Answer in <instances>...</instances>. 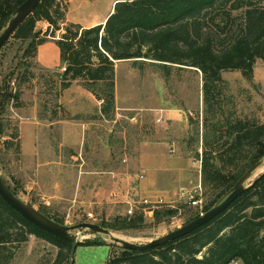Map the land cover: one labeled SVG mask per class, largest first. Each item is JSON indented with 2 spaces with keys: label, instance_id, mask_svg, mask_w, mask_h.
Listing matches in <instances>:
<instances>
[{
  "label": "rangeland",
  "instance_id": "374dc122",
  "mask_svg": "<svg viewBox=\"0 0 264 264\" xmlns=\"http://www.w3.org/2000/svg\"><path fill=\"white\" fill-rule=\"evenodd\" d=\"M62 1L69 12V0ZM113 1L74 0L70 18L80 21L90 11L105 14ZM255 3L264 5L262 0ZM242 22L240 18L238 24ZM42 27L40 22L37 30L42 31ZM52 40L56 38L49 39L51 42L42 52L48 68L40 67L34 60V75L22 88L20 101L12 102L3 116L4 124H12L11 128L7 125L6 135L0 136V175L6 184L23 202L43 209L68 227L92 222L105 228L104 224L118 218H130L131 206L135 214L143 215L145 198L162 197L166 204L159 210L168 209L173 202L179 212L167 221L156 223L154 213L153 217L143 215L141 229L110 231L138 245H146L188 224L198 207L184 202L182 194L193 192L196 197L204 192L201 162L196 158L197 152L203 153L201 74L175 69L167 80L150 65L142 72L133 62L118 63L116 112L110 119L114 122H100L94 115L80 120V116L72 115L74 107H84L87 114H94L99 105L88 99L78 102V83H73L71 92L62 99L64 90L58 77L64 70L59 47ZM22 48L20 42L11 40L0 51V82L15 72L9 83L11 92L18 87L15 68ZM222 76L228 94L235 99L237 115L264 123V61L256 62L251 81L239 71H227ZM58 116L66 119L69 132L55 123ZM14 127L20 134L19 154L18 141L12 137ZM63 131L67 132L65 136ZM261 171L264 170L260 169L259 174ZM149 179L151 185L145 191L142 184H149ZM202 201L200 210L209 203L205 193ZM89 213H93L94 220L89 219ZM79 244L74 264H107L110 255L122 251V246L110 237L89 230L81 233ZM4 252L12 254L10 264H55L59 254L57 247L34 235L26 243L9 245ZM62 264H69V260Z\"/></svg>",
  "mask_w": 264,
  "mask_h": 264
},
{
  "label": "trees",
  "instance_id": "16d2710c",
  "mask_svg": "<svg viewBox=\"0 0 264 264\" xmlns=\"http://www.w3.org/2000/svg\"><path fill=\"white\" fill-rule=\"evenodd\" d=\"M25 1L0 0V35ZM66 5L62 0H42L2 48L11 40L23 45L15 68L17 89L11 92L9 88L15 72L0 82V136L6 135L7 125L11 128V122L4 124L3 116L12 102L20 101L22 88L34 75L31 67L39 47L55 39L66 23ZM240 18L243 22L238 24ZM40 22L49 25L45 33L37 30ZM63 28L56 40L65 69L58 77L61 88L65 91L78 83L102 102L101 113L107 120L116 112L118 63L133 62L142 72L150 65L167 80L175 69L201 74L203 153L197 152L196 158L201 162V197L205 193L209 203L202 211L197 208L188 222L212 209L264 159V123L237 115L235 99L228 94L222 76L239 71L253 80L256 62L264 61V5L255 0H123L105 24L83 28L69 23ZM12 137L18 141L19 154L17 127ZM39 211L63 224L43 209ZM178 212V208H158L154 218L159 224ZM144 222L143 215L134 214L104 227L124 232L141 229ZM30 235L58 248L55 264L69 260L70 241L34 226L0 196V264H10L13 259L4 252L9 245L26 243ZM121 249L110 255L107 264H264V174L220 216L184 238L145 252Z\"/></svg>",
  "mask_w": 264,
  "mask_h": 264
},
{
  "label": "water",
  "instance_id": "95a60500",
  "mask_svg": "<svg viewBox=\"0 0 264 264\" xmlns=\"http://www.w3.org/2000/svg\"><path fill=\"white\" fill-rule=\"evenodd\" d=\"M42 0H26L14 13L13 18L9 22L7 28L0 35V51L5 44L10 40L18 27L33 13ZM263 161L253 166L245 173L234 187L226 194V196L216 204L212 209L203 213L195 220L189 222L182 228L169 233L168 235L149 242L146 245H138L124 241L111 233L109 230L92 222H83L75 226H65L50 219L48 216L35 209L31 205L19 199L6 184L0 175V196L2 199L16 210L22 217L29 221L34 226L44 230L45 232L71 242V250L69 255V264H74V257L80 242V235L83 231H92L111 238L112 242L133 251L145 252L153 248L166 246L172 242L184 238L185 236L204 227L210 221L220 216L226 211L247 189L252 187L256 179L264 174V171L259 174ZM255 178V179H254Z\"/></svg>",
  "mask_w": 264,
  "mask_h": 264
},
{
  "label": "crops",
  "instance_id": "0c3cea01",
  "mask_svg": "<svg viewBox=\"0 0 264 264\" xmlns=\"http://www.w3.org/2000/svg\"><path fill=\"white\" fill-rule=\"evenodd\" d=\"M73 1L74 0H69V3H70V11L67 13V16H66V23H75V24H79L81 25L83 28H92V27H95V26H98V25H102V24H105L106 20L108 19V17L112 14L113 12V9L115 7V5L120 2V1H123V0H114L112 3H110V5L108 6L107 8V11L105 14H101V15H95L94 12H88L87 15H83V18L82 19H79L80 21L78 20H75V19H71L70 18V14H71V8H72V5H73ZM83 1V0H82ZM44 25V23H43ZM64 25H62V29L60 31L57 32L56 34V40H58L62 34L64 33V28H63ZM56 40H52L53 41H56ZM49 42L51 41H48L46 42L45 44H43L42 46L39 47L38 49V53H37V63L40 65V67L44 68V69H47L48 65L46 63H43V48L46 44H48ZM125 63V62H124ZM74 86V85H73ZM73 86H71L69 89L65 90L62 94V99H63V96H64V99H65V95H67L69 93V91L71 92V89L73 88ZM80 90H77V95L79 97V100L78 102L82 101V99H88V100H94L96 103H98L99 107L97 109V112H95L94 114H87L86 110L84 107H74L73 108V111L68 109L69 112H73L72 115H75V116H80V120L84 119H87V118H90L91 115H94V116H97V119L100 120V122H103V123H106V122H114V121H110V120H107L101 113V104L102 102L101 101H98L94 95L92 93H90L89 91L85 90L84 88H82L81 86H78ZM78 102H76L78 105ZM64 103V101L62 100V104ZM81 103V102H80ZM96 111V110H95ZM89 116V117H88ZM82 117V118H81ZM60 116L56 117L55 120V123H57L58 125H62L64 127V130L65 131H68L66 126H67V121L66 119H62ZM53 120V121H54ZM52 121V122H53ZM53 125V124H52ZM63 131V136L66 135L67 132ZM69 132V131H68ZM51 140V139H49ZM63 140L66 141V139L63 137ZM106 146V145H105ZM107 148V147H106ZM149 184L147 182L144 183V185L142 184V187L145 188V191L149 189V185H151V180L149 179ZM162 198V197H160Z\"/></svg>",
  "mask_w": 264,
  "mask_h": 264
},
{
  "label": "built area",
  "instance_id": "2783aa9c",
  "mask_svg": "<svg viewBox=\"0 0 264 264\" xmlns=\"http://www.w3.org/2000/svg\"><path fill=\"white\" fill-rule=\"evenodd\" d=\"M43 23H44V25H43V27L41 29H42V32L45 33L48 30L49 25H48L47 22H43ZM63 70L65 71V69H63ZM141 178L143 179L144 176H142ZM182 199L189 206L194 205V206H196L198 208H202L201 207L202 204H203L202 197L201 196H196L195 197L193 195V192L192 193L191 192H184L182 194ZM164 204H166V201L163 198H157L156 200H153L151 198H145L142 201V205H143L142 213L145 216V218H147V217H153L155 211L159 207H161L162 205H164ZM169 207H171V208H174L175 207L174 204H173V202L171 204H169ZM134 214H135V210H134L133 206H131L129 208V210H128V215L129 216H133ZM88 217H89V219H92V220L95 219L93 213H89L88 214Z\"/></svg>",
  "mask_w": 264,
  "mask_h": 264
},
{
  "label": "bare ground",
  "instance_id": "6f19581e",
  "mask_svg": "<svg viewBox=\"0 0 264 264\" xmlns=\"http://www.w3.org/2000/svg\"><path fill=\"white\" fill-rule=\"evenodd\" d=\"M261 170H264V167L263 168H261ZM262 172V171H261Z\"/></svg>",
  "mask_w": 264,
  "mask_h": 264
}]
</instances>
